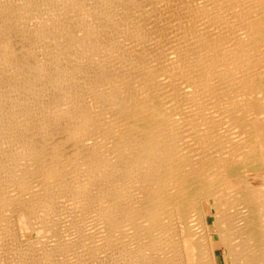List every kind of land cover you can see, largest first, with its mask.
Returning <instances> with one entry per match:
<instances>
[{
  "label": "bare ground",
  "instance_id": "bare-ground-1",
  "mask_svg": "<svg viewBox=\"0 0 264 264\" xmlns=\"http://www.w3.org/2000/svg\"><path fill=\"white\" fill-rule=\"evenodd\" d=\"M95 198L116 264H264V0H0L2 248Z\"/></svg>",
  "mask_w": 264,
  "mask_h": 264
},
{
  "label": "rangeland",
  "instance_id": "rangeland-1",
  "mask_svg": "<svg viewBox=\"0 0 264 264\" xmlns=\"http://www.w3.org/2000/svg\"><path fill=\"white\" fill-rule=\"evenodd\" d=\"M187 134H188V132H186V134H184V135H187ZM112 150L115 151V149H112ZM112 153H113V151H112ZM118 164L121 165L120 162H118ZM118 166H119V165H118ZM112 172H113V171H112ZM112 172H111V173H112ZM115 172L117 173V171H114L113 173H115ZM118 172H119V171H118ZM113 173L111 174V175H112V176H111L112 184H111V183L108 184V185H112V186L114 185V184H113V183H114L113 179L116 180L115 178H112L113 175H116V174H113ZM114 177H115V176H114ZM106 180H107V179H106ZM106 180H105V181H106ZM105 181H104V180L102 181V182H103L102 184H104L103 187H105V185L107 184V181H106V184L104 183ZM110 182H111V180H110ZM113 187H116V186H113ZM113 187H112V188H113ZM114 189H115V188L111 189V187L109 186V191H110V190H113V191H110V192H111V195L114 193ZM95 197H96V196H95ZM96 198H97V197H96ZM96 198L94 199L95 204L92 203V206H90V207H86L85 205H83L84 208H86V210H87V208H88V210H87L88 212L85 211V209L83 210V211H85L84 214H83V211H81V208H83V206L81 207V204L76 205V206H79V205H80V206H79L80 208L76 207V211H75L73 214H71L70 216H68L67 218H65V214H64V213H63V214L61 213L62 215H59V218H60L61 221H60V223L57 225L58 227L55 225L54 227L52 226L54 229H53L52 227L49 228L50 230L47 228L49 231H48V230H46V231H48V232H46V231H44V232H43V231L40 232V230H38V229H37V230L35 229V231H33L34 229L32 228V226L30 227V225H28V224H26V223H25L24 226H23L24 228H23V229H20V232L22 233L23 237H24V238H27L28 240H31V239L35 240V239L38 237V235H40V234H45V233H46L45 236H46V238H47V242H48V241H50V243H51L52 241L54 242V243L52 242L51 244H55L56 241H57L58 239H63V240L66 239L67 241L69 240V242L71 241L70 243L72 244V246H71V248H70V249L72 250V252L70 251V249H69V251H70L69 253H66L67 251L65 250V251H66L65 253H63L64 251L62 252L63 254H58L59 252L56 251L57 254H55V255H56V256H57V255L60 256V257H61V258L59 257L60 259H63V261L65 260V262L67 261L69 264H71L72 261H73L72 264H74L75 262L79 263L78 261H80L81 259H82L81 261H83V262L80 261L79 264H81V263H82V264H83V263H84V264H86V263H88V264H93V261L95 262V258H94V259H93V257L90 258L89 255H86V254H85L86 257L84 258L85 255H84V256H83V255H82V256H81V255L79 256V254H80L81 252H83V251H86L85 253H87V251H88L89 253H87V254H90V256H91V248H90V250H89V247H91V246H90V243L87 242V240H86V239H88V238H90V237H87L88 235L85 236V237H87V238H84V237L82 236L83 234L86 235V234H90V233H91L92 235L95 234V236H94V235H93V236L90 235L91 237H93V238L96 237V239H94V240H95V243H96V244H95L96 246L94 245V248L96 247V249H95L96 251L93 249L94 252H96V254H100V252H101V250H98V249H97V247L99 248V246L97 245V244H98V240H97V238H98V236L103 232V228L100 226V225H102V224H101V222H100V220H99V217H98V213H99L98 210H100V209L103 208V207H101L100 205H97L98 203H97V201H95ZM93 207H94V208H93ZM98 207H99V209H98ZM77 208H78V209H77ZM89 208H90V209H89ZM92 208H93V209H92ZM112 208H113V205H112V207H110L111 211H112ZM94 210H95V211H94ZM96 210H97V211H96ZM77 211H78V214L76 213ZM206 211H207V210H206ZM79 212L81 213V216H80V217H79V214H80ZM97 212H98V213H97ZM86 213H87L88 215L85 217L84 215H86ZM94 213H95V214H94ZM96 213H97V215H96ZM111 213H112L111 215H112V218H113V219H114V218L118 219V217H116L115 215H114L115 217L113 216V214H114L113 211H112ZM82 214H83V215H82ZM61 216H62V217H61ZM66 216H67V215H66ZM72 216H73V217H72ZM76 217H78V220H79V221H76V220H77ZM81 217L83 218V220L81 219ZM96 217H97V218H96ZM84 218H85V219H84ZM86 218H87V219H86ZM94 218H95V219H94ZM69 219H70V220H69ZM96 219L99 220V222H98ZM116 219H114V220L116 221ZM62 220H63V221H62ZM81 220H82V221H81ZM91 220H92V221H91ZM72 221H73V222H72ZM83 221H84V222H83ZM74 222H76V223H74ZM211 222H212V217L209 218V223H211ZM69 223H70V224H69ZM95 224H97V225H95ZM59 225H62V226H59ZM65 225H66V226H65ZM77 225H78V226H77ZM94 225H95V226H94ZM79 226H80V227H79ZM82 226H83V227H82ZM92 226H93L94 228H93ZM99 226H100L102 229H99V230H98V228H100ZM122 226H123V225H122ZM64 227H65V228H64ZM70 227H71V228H70ZM21 228H22V227H21ZM51 228H52V229H51ZM55 228H56V229H55ZM82 228H83L84 230H83ZM87 228H88L89 230H88ZM91 228H92V229H91ZM63 229H64V230L66 229V231H64ZM77 229H78V230H77ZM80 229L83 230V231H81ZM94 229H95V230H94ZM122 229H123V228H122ZM79 230H80V232H79ZM93 230H94L95 232H93ZM123 230H124V229H123ZM53 231H54V232H53ZM55 231H56V232H55ZM88 231H89L90 233H89ZM99 231H100L101 233H100ZM58 232H59V233H58ZM60 232H61V233H60ZM69 232H70V233H69ZM82 232H83V233H82ZM97 232H99L100 234L97 233ZM39 233H40V234H39ZM52 233H53V234L56 233V234L53 235ZM57 233H58V234H57ZM36 234H38V235H36ZM47 234H48V235H47ZM50 234H51V235H50ZM61 234H62L64 237H63ZM76 234H78V235L81 234L80 236H81V238L83 237V239H81L80 236H77ZM111 234H113V237H112V241H114V242H112V243H114V244H112L113 247H114L115 245H116V246L119 245V243H120L123 239H122V240L120 239L119 241H118L117 239H114V237H115L114 235L116 234L114 231H113ZM212 234L215 235V233H214L213 230H212ZM52 235H53V236H52ZM56 235H57V236H56ZM75 235H76V236H75ZM60 236H61V237H60ZM74 236H75V237H74ZM101 236H102V235H101ZM58 237H59V238H58ZM77 237H78L79 239H77ZM99 238H101V237L99 236ZM49 239H50V240H49ZM51 239H53V240H51ZM66 240H65V241H66ZM76 240H77V243H76ZM78 240H80L81 242L85 240L86 242H85V241L82 242L83 244L86 243L85 246L82 245V243H81L80 241H78ZM96 240H97V242H96ZM0 241H1V240H0ZM72 241H73V242H72ZM79 242H80V243H79ZM116 242H117V243H116ZM48 243H49V242H48ZM50 243H49V244H50ZM75 243L78 244L77 251H78V250H79V251L81 250V252H77V254H76V250H75V253H73V252H74L73 247L75 246V248H76V246H77ZM88 243H89V245H88ZM115 243H116V244H115ZM1 244H2V243H1ZM1 244H0V247H1V248H2V247L4 248L5 246H3V244H2V246H1ZM49 244H48V245H49ZM51 244H50V245H51ZM79 244H80V246L82 245V247H79ZM212 244H214V245H213V248H214V250H215V252H216L217 262H218V264H221V263H222V253H221V249H222V247H221V245L219 244V242H218L217 240H213V241H212ZM73 245H74V246H73ZM87 245H88V246H87ZM214 246H215V247H214ZM49 247H50V246H49ZM49 247H47V248H49ZM86 247H88V248H87L88 250L86 249ZM1 248H0V249H1ZM3 248H2V249H3ZM75 248H74V249H75ZM78 248H80V249H78ZM81 248L84 249V250L82 251ZM2 249L0 250V254H1V255H0V258L3 257L2 253L4 254V257L2 258V260H1L2 262H1L0 264L8 263L9 259H10V261H9L10 264H11V263L13 264L14 262H15L14 264H16V262H18V261H17L18 259H17L16 257H13V256H16V255H15L16 252H15V254H14L13 251H8V250H4V249L2 250ZM99 249H100V248H99ZM111 249H112V250H110V251H111V253H112V251H114L115 248H111ZM7 251H8L9 253H10V252H12V253H10V255H9V253H8V256H6L5 253H7ZM14 251H15V250H14ZM98 252H99V253H98ZM103 252H104V251H102L100 255H101V256H102V255H103V256L106 255V257H103V256H102L103 258H101V259H103L102 261H104V262H103L104 264H116V263L119 262L120 259H121V258L119 259V258L117 257L118 255L116 254V252L112 253V255H114L115 257L118 258V259H117V262H116V258H115L114 256H112L111 253L108 255V253H107V254H103ZM104 253H106V252H104ZM13 254H14V255H13ZM66 254H67V255L69 254V255L67 256ZM74 254H75V255H74ZM81 254H84V253H81ZM107 255H108V258H107ZM94 256H95V255H94ZM101 256H100V257H101ZM9 257H13V259H12V258H9ZM68 257H69L70 259H69ZM76 257H77L78 259H77ZM88 257H89V258H88ZM98 257H99V256H98ZM110 257H112V259H111ZM6 258H8V259H6ZM15 258H16V260H15ZM55 258L57 259V257H55ZM79 258H80V259H79ZM105 258H107V259L105 260ZM4 259H5V260H4ZM66 259H67V260H66ZM83 259H88V260H86L87 262H86V261L84 262ZM90 259H93L92 262H91ZM3 260H4V261L7 260V262H4ZM75 260H76V261H75ZM77 260H78V261H77ZM220 260H221V261H220ZM11 261H12V262H11ZM89 261H90V262H89ZM105 261H106V262H105ZM108 261H109V262H108ZM113 261H114V263H113ZM67 262H66V263H67ZM110 262H111V263H110ZM30 263L32 264L33 262H30ZM30 263H29V264H30ZM68 263H67V264H68ZM77 263H75V264H77ZM95 263H96V262H95ZM95 263H94V264H95ZM33 264H35V263H33ZM36 264H37V263H36ZM45 264H46V263H45ZM96 264H97V263H96ZM120 264H122V263H120ZM124 264H136V263H133V262H127V263H124Z\"/></svg>",
  "mask_w": 264,
  "mask_h": 264
}]
</instances>
